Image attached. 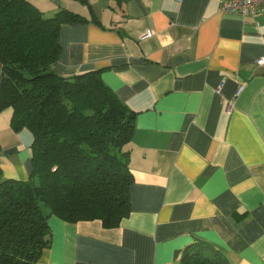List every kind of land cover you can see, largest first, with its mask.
Wrapping results in <instances>:
<instances>
[{"label":"crops","instance_id":"crops-1","mask_svg":"<svg viewBox=\"0 0 264 264\" xmlns=\"http://www.w3.org/2000/svg\"><path fill=\"white\" fill-rule=\"evenodd\" d=\"M30 1L97 18L62 26L53 69H102L136 112L130 213L113 228L52 215L37 264H181L198 239L230 264H264V13H223L221 0ZM11 118L0 109V178L27 179L34 135Z\"/></svg>","mask_w":264,"mask_h":264},{"label":"trees","instance_id":"trees-1","mask_svg":"<svg viewBox=\"0 0 264 264\" xmlns=\"http://www.w3.org/2000/svg\"><path fill=\"white\" fill-rule=\"evenodd\" d=\"M88 4V0H80ZM97 22L68 9L46 16L30 0H0V109L34 135L27 179L0 178V264H37L51 244L49 219H100L130 213L131 142L136 112L103 80L102 69L69 76L53 69L64 24ZM181 264H230L208 241L181 252Z\"/></svg>","mask_w":264,"mask_h":264},{"label":"built area","instance_id":"built-area-1","mask_svg":"<svg viewBox=\"0 0 264 264\" xmlns=\"http://www.w3.org/2000/svg\"><path fill=\"white\" fill-rule=\"evenodd\" d=\"M221 11L223 13H236L241 16L264 13V0H221ZM151 35V30L145 34V36Z\"/></svg>","mask_w":264,"mask_h":264}]
</instances>
